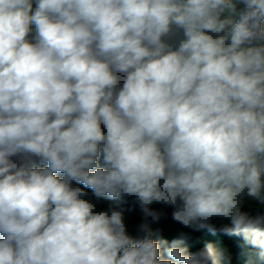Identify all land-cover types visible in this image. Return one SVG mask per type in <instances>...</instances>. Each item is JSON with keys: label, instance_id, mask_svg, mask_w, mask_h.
I'll list each match as a JSON object with an SVG mask.
<instances>
[{"label": "clouds", "instance_id": "1", "mask_svg": "<svg viewBox=\"0 0 264 264\" xmlns=\"http://www.w3.org/2000/svg\"><path fill=\"white\" fill-rule=\"evenodd\" d=\"M248 201L264 206V0H0V264H230L184 233L162 255L153 203L264 264Z\"/></svg>", "mask_w": 264, "mask_h": 264}, {"label": "trees", "instance_id": "2", "mask_svg": "<svg viewBox=\"0 0 264 264\" xmlns=\"http://www.w3.org/2000/svg\"><path fill=\"white\" fill-rule=\"evenodd\" d=\"M88 191L90 192L91 190ZM249 204L260 211H264V206H261L258 201L246 202L242 207V211H249ZM109 205H112L113 207H121L115 201L101 200L97 205V211L105 210L109 207ZM130 206V204H126L122 207L125 209L124 215L127 233L135 237L136 226L142 222V213L138 206L135 207L134 211L128 212L127 208ZM150 207L153 210L163 211L165 213V217L161 218L158 223L152 224L154 230H160V236L158 239L162 244V255L165 246L164 242H167L166 246H171L172 242L180 239V234L184 233L187 238L183 240L181 246L187 248L188 254L204 248L208 243H212L218 251L226 252V254L230 257V264H261V262H259L254 256L255 250L245 245L242 237L235 235L230 236L220 232L213 234L207 229L193 230L182 226L172 219L171 214L174 210L172 206L153 203ZM214 223L219 226L221 223H229V221L217 220L214 221ZM153 238L157 239V237ZM163 258H167L166 255H164ZM222 264H224L223 261Z\"/></svg>", "mask_w": 264, "mask_h": 264}, {"label": "rangeland", "instance_id": "3", "mask_svg": "<svg viewBox=\"0 0 264 264\" xmlns=\"http://www.w3.org/2000/svg\"><path fill=\"white\" fill-rule=\"evenodd\" d=\"M34 6H35V5H34ZM237 6H238V8H242V7H243L242 4H238ZM33 27H34V26H33Z\"/></svg>", "mask_w": 264, "mask_h": 264}]
</instances>
